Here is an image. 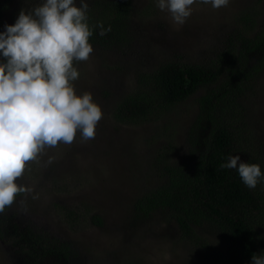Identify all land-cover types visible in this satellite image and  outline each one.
<instances>
[{
  "label": "rangeland",
  "instance_id": "1",
  "mask_svg": "<svg viewBox=\"0 0 264 264\" xmlns=\"http://www.w3.org/2000/svg\"><path fill=\"white\" fill-rule=\"evenodd\" d=\"M40 2L10 0L0 32L6 30L5 25L15 23L21 9ZM76 2L79 5V0ZM86 2L90 5L91 0ZM157 3L158 0L131 1L130 30L134 44L122 47V56L120 48L93 43L89 59L74 62L80 73L73 82L77 94L91 92L103 112L95 138L83 141L78 132L71 145L60 143L56 148L46 149L19 180L31 187L32 195L38 194V199L21 194L0 213L2 234L9 230L20 232L30 225L40 234L41 241L45 238L56 241L49 242L48 248L43 249L45 253L39 258L32 257L31 263L203 264L197 247L178 239V230L166 213L136 217L131 203L138 193L156 185L158 175L148 169V163L167 142L175 149L173 155L176 154L196 111L192 100L204 91L195 92L158 122L119 123L113 119L112 107L121 95L132 90L134 67L144 69L165 57L210 62L208 57L213 52L226 47L237 14L249 8L262 19L264 0H229L227 7L219 9L197 0L183 25L173 23L170 14L161 11ZM94 41L104 43L101 37ZM254 81L253 89L238 100L252 127V148L261 155L264 168V70ZM104 89L108 90L106 94L102 92ZM164 122L168 123V130L157 135L155 127ZM236 155L241 162L246 159L243 153ZM49 157L53 158L50 164ZM261 183L264 185V179ZM76 211L87 212V220L81 223L79 219L68 220ZM204 229L205 226L199 229L202 235L207 234ZM0 237V264H30L17 249L18 240ZM165 255L170 259H165Z\"/></svg>",
  "mask_w": 264,
  "mask_h": 264
},
{
  "label": "trees",
  "instance_id": "2",
  "mask_svg": "<svg viewBox=\"0 0 264 264\" xmlns=\"http://www.w3.org/2000/svg\"><path fill=\"white\" fill-rule=\"evenodd\" d=\"M9 1L0 0V25ZM131 1L91 0L87 11L93 30L90 44L120 48V55L122 47L134 44ZM234 22L226 47L213 52L208 63L165 57L144 69L134 67L132 90L117 99L111 112L119 123L158 122L195 92L204 91L192 100L196 111L176 154L167 142L148 163V169L158 175L156 185L138 193L131 203L136 217L166 213L178 230V239L194 244L203 264H252L253 255L264 256V185L260 182L249 189L236 169L220 167L229 156L243 153L242 162L259 164L264 179L263 159L252 148V127L238 100L253 89L258 73L264 70V16L259 20L247 8ZM100 26L110 31L101 36ZM98 37L104 43L94 41ZM0 62H6L2 55ZM167 124L156 126L155 133L167 131ZM87 218V212L76 211L68 220L81 223ZM202 226L206 235L199 232ZM3 232L4 238L18 240L17 249L30 264H34L32 257L45 253L49 242H56L41 241L30 225L20 232Z\"/></svg>",
  "mask_w": 264,
  "mask_h": 264
},
{
  "label": "clouds",
  "instance_id": "3",
  "mask_svg": "<svg viewBox=\"0 0 264 264\" xmlns=\"http://www.w3.org/2000/svg\"><path fill=\"white\" fill-rule=\"evenodd\" d=\"M196 2L158 0L157 7L183 25ZM199 2L213 9L229 4ZM88 8L86 0H79V5L76 0H41L21 9L15 23L0 32V55L6 61L0 62V213L21 194H33L19 180L46 149L71 145L78 132L83 141L95 138L102 109L91 92L77 94L73 83L80 76L74 62L87 61L93 52ZM100 27L101 36L110 31ZM52 160L49 157L48 163ZM220 167L236 169L249 189L262 179L260 165L241 162L239 155L229 156ZM32 198L38 199V194ZM252 264H264V256L253 255Z\"/></svg>",
  "mask_w": 264,
  "mask_h": 264
}]
</instances>
